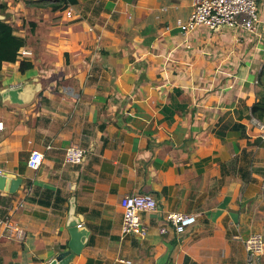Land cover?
<instances>
[{"label":"crops","instance_id":"0c3cea01","mask_svg":"<svg viewBox=\"0 0 264 264\" xmlns=\"http://www.w3.org/2000/svg\"><path fill=\"white\" fill-rule=\"evenodd\" d=\"M59 1L0 0L28 53L3 64L1 90L41 86L28 104L0 97V174L22 181L0 190V219L23 233L0 239V264H49L71 248L69 264H246L244 240L264 236V119L252 111L264 101V0L257 33L187 35L176 23L194 0ZM71 145L81 165L65 163ZM130 194L158 202L141 213L145 239L121 237ZM171 212L197 222L176 235Z\"/></svg>","mask_w":264,"mask_h":264},{"label":"built area","instance_id":"2783aa9c","mask_svg":"<svg viewBox=\"0 0 264 264\" xmlns=\"http://www.w3.org/2000/svg\"><path fill=\"white\" fill-rule=\"evenodd\" d=\"M71 16L72 13L69 12L68 17ZM176 25L184 35L198 27L210 30L226 27L254 34L259 31L261 25L258 0H194V8L190 18L186 22L178 20ZM25 56H28V53L21 51L20 57ZM3 129L4 123L0 122V131ZM261 129L264 130L263 124ZM84 159L85 150L80 146L71 145L66 150V164L81 165ZM43 161L44 154L33 151L28 160V167L37 171L42 166ZM120 206L123 211L121 237L124 239L130 236H138L145 239L149 231L141 219V213L158 211V202L155 197L151 194L126 195L122 197ZM164 219L167 226L179 236L186 234L197 222L195 215L179 212L166 213ZM167 226L160 230L161 234L167 232ZM4 237L20 240L23 238V233L18 227L13 226L8 219H0V239ZM244 245L248 253L246 264H262L264 236L261 233H253L244 240ZM121 262L132 264L128 261Z\"/></svg>","mask_w":264,"mask_h":264},{"label":"water","instance_id":"95a60500","mask_svg":"<svg viewBox=\"0 0 264 264\" xmlns=\"http://www.w3.org/2000/svg\"><path fill=\"white\" fill-rule=\"evenodd\" d=\"M41 90L40 84L36 85L35 88H31L28 85H19L17 87L6 88L0 91V97L3 102H9L13 105H23L30 103L34 96ZM22 181L14 177H10L7 174H0V190L5 191L10 194H15L20 188ZM80 225L77 223V228ZM79 227V228H78ZM81 229V228H80ZM72 251L76 252L74 248L68 252L60 253L56 258L49 264H69L72 261L74 254Z\"/></svg>","mask_w":264,"mask_h":264},{"label":"trees","instance_id":"16d2710c","mask_svg":"<svg viewBox=\"0 0 264 264\" xmlns=\"http://www.w3.org/2000/svg\"><path fill=\"white\" fill-rule=\"evenodd\" d=\"M63 3L60 0L59 3ZM61 8V7H60ZM55 9H59L55 7ZM26 46V40L15 34L14 28L7 22L0 20V72L4 63H15L19 60L21 50ZM33 68L30 62H21L20 71L26 72ZM0 83V91H1ZM253 115L258 119H264V101L258 102L253 107Z\"/></svg>","mask_w":264,"mask_h":264}]
</instances>
